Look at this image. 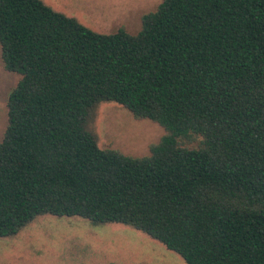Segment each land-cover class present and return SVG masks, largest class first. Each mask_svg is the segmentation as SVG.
Returning <instances> with one entry per match:
<instances>
[{
	"label": "trees",
	"instance_id": "1",
	"mask_svg": "<svg viewBox=\"0 0 264 264\" xmlns=\"http://www.w3.org/2000/svg\"><path fill=\"white\" fill-rule=\"evenodd\" d=\"M19 75L0 141V237L43 214L119 223L186 264H264V0H162L136 34L42 0H0ZM101 101L164 129L149 154L100 148Z\"/></svg>",
	"mask_w": 264,
	"mask_h": 264
},
{
	"label": "rangeland",
	"instance_id": "2",
	"mask_svg": "<svg viewBox=\"0 0 264 264\" xmlns=\"http://www.w3.org/2000/svg\"><path fill=\"white\" fill-rule=\"evenodd\" d=\"M100 33L122 27L130 34L141 28V16L162 0H42ZM19 75L4 69L0 55V141L7 125V99ZM86 129L100 148L134 157L149 154L164 129L149 119H135L122 105L98 102ZM0 264H186L160 242L129 225L92 224L78 216L43 214L16 234L0 237Z\"/></svg>",
	"mask_w": 264,
	"mask_h": 264
}]
</instances>
